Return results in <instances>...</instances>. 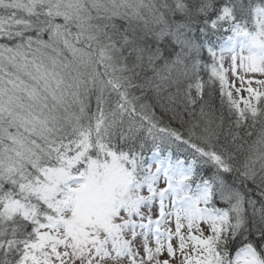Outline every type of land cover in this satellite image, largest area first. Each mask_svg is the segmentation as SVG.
<instances>
[{"label": "snow or ice", "instance_id": "6c2138e0", "mask_svg": "<svg viewBox=\"0 0 264 264\" xmlns=\"http://www.w3.org/2000/svg\"><path fill=\"white\" fill-rule=\"evenodd\" d=\"M0 264H264V0H0Z\"/></svg>", "mask_w": 264, "mask_h": 264}]
</instances>
